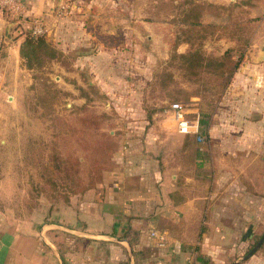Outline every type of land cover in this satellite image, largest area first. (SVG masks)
I'll return each mask as SVG.
<instances>
[{"label":"crops","instance_id":"0c3cea01","mask_svg":"<svg viewBox=\"0 0 264 264\" xmlns=\"http://www.w3.org/2000/svg\"><path fill=\"white\" fill-rule=\"evenodd\" d=\"M23 1L31 18L53 27L60 0ZM10 23L0 10V105L19 100L15 87L33 84L20 54L30 24L8 35ZM94 41L92 33L79 41L74 95L88 87L83 71L95 69ZM233 46L212 55L220 59ZM263 55L264 19L210 127L200 126L203 143L178 134L170 117L116 107L119 147L96 189L70 204L30 209L29 217L7 206L0 189V264H264V243L243 260L264 236ZM56 68L65 84L68 74ZM88 85L99 86L92 78ZM199 102L190 112L200 116Z\"/></svg>","mask_w":264,"mask_h":264},{"label":"rangeland","instance_id":"374dc122","mask_svg":"<svg viewBox=\"0 0 264 264\" xmlns=\"http://www.w3.org/2000/svg\"><path fill=\"white\" fill-rule=\"evenodd\" d=\"M189 1L72 0L74 5L63 17H58L60 4L55 6L52 16H55L56 20L49 29L47 38L63 54L61 61H47L43 69H35L32 73L33 84L15 87L19 100L16 102L6 99L0 105V189L3 193L2 200L7 206L18 210L23 217H29L30 209L39 211L42 206H51L44 197L38 199L35 196L36 188L44 186L42 164L48 163L51 158V147L56 144L62 150L63 142L57 139L63 129L59 119L74 124L75 115L85 106L99 114L107 113L110 116L107 130H111V135H114L117 124L121 123L122 119L116 107L123 111L131 108L143 109L150 115L158 114L156 118L159 120L170 117L166 111L173 103L169 96L173 88L163 91L156 84L157 76L171 73L181 90L192 88V84L185 82L181 62H174V66L170 64L174 53L173 44L183 37L181 12L184 3ZM195 1L230 8L212 10L214 14L220 15H206V24H249L255 34L264 19V0H252V7L240 8L233 7L241 0ZM135 30L140 36H137ZM87 33L95 36L94 45L98 46L96 56L90 59L94 62L95 69L83 71L82 82L88 87L86 90H78V95H74L73 90L79 89L72 78L78 75L75 71V64L78 62L75 52L80 39L84 40ZM228 34L229 31H226L222 38L220 35L204 44L210 56L213 57L212 54L222 51L228 43L234 42L227 37ZM81 35L84 36L80 37ZM234 43L235 46L226 51L238 56L239 52L234 50L239 48V45ZM218 44L220 45L217 46ZM186 45L181 43L177 47V53L185 54L188 48L184 53L181 51ZM89 46L92 47H86ZM60 64L68 74L65 77L66 85L58 79L63 77L61 69L56 68ZM90 78L99 86H89ZM67 86L71 90L66 89ZM105 90L109 91L110 95H106ZM75 96L85 99V103L82 106L77 105ZM188 107L191 109L192 103ZM78 135L76 134L77 137ZM71 137L74 138L73 134L67 137V146ZM71 140L72 146L68 148V154L74 157L81 155L76 141Z\"/></svg>","mask_w":264,"mask_h":264},{"label":"trees","instance_id":"16d2710c","mask_svg":"<svg viewBox=\"0 0 264 264\" xmlns=\"http://www.w3.org/2000/svg\"><path fill=\"white\" fill-rule=\"evenodd\" d=\"M252 4V0H241L234 4L233 8L252 7ZM212 10H230V8L190 0L184 3L181 12L183 37L182 40L178 38L173 44L174 53L170 64L174 66V62H181L185 82L192 84L191 90H181L171 73L159 74L156 83L163 91L173 88L169 93L173 103L181 102L189 105L194 98L200 99L198 105L200 126L205 130L210 127L218 105L245 61L254 35L249 24L236 22L228 25L206 24L204 18L213 13ZM213 15L220 14L213 13ZM226 31H229L227 37L239 45V48L234 50L239 52V55L233 56L230 51H226L220 59L210 56L204 44L220 35L222 38ZM181 43L189 46L185 54H178L176 51ZM20 54L25 66L31 71L43 69L47 61L60 62L63 57V54L48 41L47 36L40 38L26 36L22 41ZM109 118L107 113L99 114L84 106L75 115L74 124L59 119L63 129L57 139L63 142L62 150L56 144L51 147L53 150L51 158L48 163L42 164L44 186L36 188V198L44 197L53 209L61 204H70L72 199L84 196L102 183L103 174L111 169L113 156L119 147L116 133L111 135V130H107ZM70 134H73L74 138H69L70 144L67 146L66 140ZM76 134H79L78 137ZM188 138L191 137L187 136L186 139ZM71 139L76 141L81 155L74 157L68 154V148L72 146ZM192 140L195 142L197 136Z\"/></svg>","mask_w":264,"mask_h":264},{"label":"built area","instance_id":"2783aa9c","mask_svg":"<svg viewBox=\"0 0 264 264\" xmlns=\"http://www.w3.org/2000/svg\"><path fill=\"white\" fill-rule=\"evenodd\" d=\"M74 5L72 0H62L58 7V17H63ZM0 10L4 12L11 23H16L18 29L25 24H30L23 33V37L31 36L40 38L47 36L49 29L44 19L39 17L31 18L27 6L23 0H0ZM15 29V30H16ZM166 114L175 122L177 133L183 136L195 135L197 142L203 143L205 138L200 133V116L192 114L187 104L176 102L171 103ZM151 235L158 236V232L153 230Z\"/></svg>","mask_w":264,"mask_h":264},{"label":"water","instance_id":"95a60500","mask_svg":"<svg viewBox=\"0 0 264 264\" xmlns=\"http://www.w3.org/2000/svg\"><path fill=\"white\" fill-rule=\"evenodd\" d=\"M61 3H62V0H60V4ZM15 25L16 23H10L9 29H8V35L11 34L12 28H15ZM262 61H264V55H263ZM263 243H264V236L260 240V242L257 244V246L247 256H245L243 260H248L251 256H253L255 252L262 246Z\"/></svg>","mask_w":264,"mask_h":264}]
</instances>
